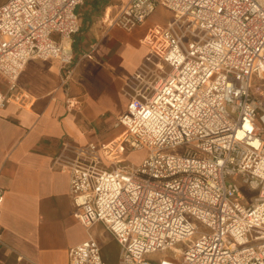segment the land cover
<instances>
[{
	"label": "built area",
	"instance_id": "1",
	"mask_svg": "<svg viewBox=\"0 0 264 264\" xmlns=\"http://www.w3.org/2000/svg\"><path fill=\"white\" fill-rule=\"evenodd\" d=\"M83 1L0 6V110L21 100L18 77L32 58L56 61L68 78L67 45ZM159 4L173 19L159 32L157 57H146L125 84L128 101L116 119L125 130L119 151L144 156L129 167L106 165L96 144L63 139L50 166L68 175L80 222H101L117 242L118 264H264V98L251 91L252 78L264 80V2L128 0L115 24L130 31ZM181 146L180 154L167 151ZM1 237L0 229V246ZM167 250L174 253L144 259ZM68 257L105 264L91 235Z\"/></svg>",
	"mask_w": 264,
	"mask_h": 264
},
{
	"label": "crops",
	"instance_id": "2",
	"mask_svg": "<svg viewBox=\"0 0 264 264\" xmlns=\"http://www.w3.org/2000/svg\"><path fill=\"white\" fill-rule=\"evenodd\" d=\"M127 2L77 5L81 23L67 45L73 56L68 78L63 81L56 61L32 58L18 77L21 100L0 110V264H69V249L95 237L94 224L87 229L77 216L68 175L50 165L63 139L96 144L106 165L135 154L119 151L125 130L116 119L128 101L125 84L146 57H157L159 32L173 13L159 4L145 23L127 31L115 24ZM101 253L108 264L102 244Z\"/></svg>",
	"mask_w": 264,
	"mask_h": 264
},
{
	"label": "rangeland",
	"instance_id": "3",
	"mask_svg": "<svg viewBox=\"0 0 264 264\" xmlns=\"http://www.w3.org/2000/svg\"><path fill=\"white\" fill-rule=\"evenodd\" d=\"M257 3H263L264 0H255ZM165 70H168L167 67H165ZM261 91V95L264 98V80L263 79H257L252 78V88L251 91L256 95H258V91ZM168 152L174 153V154H180L183 151V147H175L167 150ZM145 154L144 150H135V154L132 157H127L126 162H119L118 164L120 166L129 167L130 165H136L138 162L135 161V159H141ZM243 193L250 195V194H256V192L249 193L246 190H243ZM195 226L197 231H203L205 228L203 224H201L199 221H195ZM91 231L93 232V235L99 240L100 245L103 246V251L106 254L107 257V263L108 264H114V260H116L117 255L119 254V248L114 247L113 242L111 241V235L109 232L106 231L104 226L101 222H97L92 226ZM196 237V235L194 236ZM193 237V238H194ZM186 242H179L175 245L176 248L183 250L186 247ZM174 252L171 250H167L164 252H158L154 253L152 255H146L144 256V259L153 260L155 258H158L159 256H170Z\"/></svg>",
	"mask_w": 264,
	"mask_h": 264
}]
</instances>
